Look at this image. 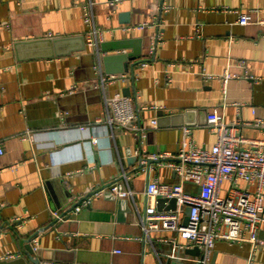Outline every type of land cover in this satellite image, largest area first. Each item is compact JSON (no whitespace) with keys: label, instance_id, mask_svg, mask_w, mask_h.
I'll list each match as a JSON object with an SVG mask.
<instances>
[{"label":"crops","instance_id":"1","mask_svg":"<svg viewBox=\"0 0 264 264\" xmlns=\"http://www.w3.org/2000/svg\"><path fill=\"white\" fill-rule=\"evenodd\" d=\"M121 13L130 15L128 23ZM240 14L253 23L239 25ZM260 19L264 0H0V264H32L28 240L40 264H193L196 246L173 258L172 234L144 233L139 222L147 182L173 184L174 170L166 160L138 168L128 158L175 153L184 128L197 147L209 149L216 136L204 125L213 109L237 123L238 136L264 139ZM90 29L102 33L101 74L123 78L100 85L89 50L24 61L14 52L18 41L86 38ZM101 43L117 48L100 50ZM225 71L232 77L223 87ZM120 95L135 101L134 125L146 128L144 137L105 123L103 97ZM115 180L133 199L93 194ZM221 185L225 196L229 182ZM257 236L256 247L218 241L210 264H264V221Z\"/></svg>","mask_w":264,"mask_h":264},{"label":"built area","instance_id":"2","mask_svg":"<svg viewBox=\"0 0 264 264\" xmlns=\"http://www.w3.org/2000/svg\"><path fill=\"white\" fill-rule=\"evenodd\" d=\"M119 0H108L111 5H116ZM85 22L90 24L92 19L86 15ZM239 25L252 24L248 14H240ZM256 23L264 27V19ZM137 28L146 24L135 25ZM85 44L87 49L95 55V70L99 72V84L113 83L123 76H104L100 68L99 40L102 33L95 29L87 32ZM204 79L212 78L205 74ZM232 76L225 71L220 81L223 87ZM125 80V79H123ZM105 105L104 121L111 129H124L134 133L135 136L144 137L145 127L134 124L137 121L135 101L127 96L103 97ZM204 127L216 136L215 143L209 149H202L193 143L191 129H182V140L175 153L155 152L149 154L151 160H166L168 167L174 170L178 180L173 184L161 183L157 179L147 182L144 192L146 206L139 216L144 233L166 231L172 234L171 257L181 248L196 246L199 257L193 264H210L212 252L218 241H232L236 243L250 242L253 247L262 243L257 236L259 225L264 221V139H247L233 132L237 123H226L218 109H213L206 115ZM155 125V122L152 123ZM260 126V122L253 124ZM85 129V128H84ZM83 130V128H82ZM97 143L96 139L91 141ZM3 148L0 144V154ZM122 180L128 181L124 174ZM229 182L228 192L221 195V184ZM240 183L254 185L255 191L249 192L240 188ZM184 184H193L199 190L196 193L185 189ZM126 186V185H125ZM108 191L118 199L132 198L130 187L124 188L119 180L112 181L104 188L93 194ZM175 200L176 207L158 210L157 201ZM89 199L83 201L81 206H87ZM167 206V202H164ZM81 207H77L79 211ZM188 211V212H187ZM58 219L60 218L57 216ZM248 237H247V236ZM183 240L178 243L177 238ZM9 257L12 255H8Z\"/></svg>","mask_w":264,"mask_h":264},{"label":"water","instance_id":"3","mask_svg":"<svg viewBox=\"0 0 264 264\" xmlns=\"http://www.w3.org/2000/svg\"><path fill=\"white\" fill-rule=\"evenodd\" d=\"M121 22L128 23L129 16L128 13H121ZM115 45L111 47H106L105 43H101L100 50H108L110 48L116 49ZM121 46V45H120ZM119 46V47H120ZM87 47L85 44L84 36H66V37H49L43 39H32L30 41H18L14 44V52H16V56L18 60H32L33 59H50V58H60L67 57L73 53H84L86 52ZM93 55V54H92ZM125 58L126 56L123 54L122 56ZM109 59L107 56H103L102 60L106 63ZM206 123V122H205ZM160 160H151L147 157H144L140 152L138 158L130 157L128 158V163L137 162L138 168L146 167L149 168L151 164H155ZM109 193V192H108ZM110 194V193H109ZM112 195V194H110ZM113 196V195H112ZM164 202H167L168 206L165 207ZM121 204H124L122 202ZM120 205V204H119ZM165 207L166 210H174L176 207L175 200H162L159 199L157 201V209L160 210ZM128 209V208H126ZM188 212V211H187ZM28 240V243L25 245L26 251L28 253L27 259L32 264H40V259L36 257V252L33 251V248ZM21 264H27L24 260Z\"/></svg>","mask_w":264,"mask_h":264}]
</instances>
